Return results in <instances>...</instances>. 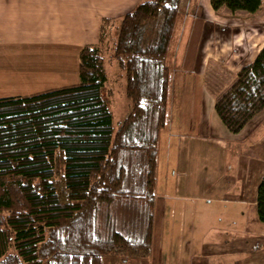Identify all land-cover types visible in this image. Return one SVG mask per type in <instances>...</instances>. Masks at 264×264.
I'll use <instances>...</instances> for the list:
<instances>
[{
    "label": "trees",
    "instance_id": "1",
    "mask_svg": "<svg viewBox=\"0 0 264 264\" xmlns=\"http://www.w3.org/2000/svg\"><path fill=\"white\" fill-rule=\"evenodd\" d=\"M179 4L142 0L118 20L108 60L123 69L131 108L115 127L105 87L108 18L100 23L97 43L77 54V84L0 98V264L149 257L159 139L168 118L170 71L164 59ZM209 5L254 14L262 0ZM152 21V39L143 45L144 25ZM263 111L264 47L237 69L235 83L214 103L231 134ZM254 205L264 225V174ZM125 208L135 212L127 216Z\"/></svg>",
    "mask_w": 264,
    "mask_h": 264
},
{
    "label": "crops",
    "instance_id": "2",
    "mask_svg": "<svg viewBox=\"0 0 264 264\" xmlns=\"http://www.w3.org/2000/svg\"><path fill=\"white\" fill-rule=\"evenodd\" d=\"M141 1L0 0V69L6 66L3 70L6 75L7 73L11 75L40 70L44 76H47L45 80L48 83L52 82L51 79L55 77L56 80L61 82H72L64 83L60 87L77 84L78 73L74 69L77 54L83 46L97 43V33L102 19L119 20ZM198 1L180 0L178 13L182 5L187 7L190 2L196 3L199 7ZM202 1L206 5L204 8L199 7L202 12H208L209 9L215 14L242 13L241 16L246 17V50L249 51L255 48L256 51L252 58L245 61V64L252 61L259 50L264 47V0H262L259 10L254 14L243 11L230 12L225 7L213 11L209 5V0ZM228 59L230 60V58ZM229 60L225 61V64ZM225 64L224 66L218 64V66H223L224 69L228 70ZM218 73L222 76L220 78L223 79L221 82L224 81V75L222 74L224 70L222 69ZM201 74L202 76L208 75L204 74V71ZM211 77L210 75L209 78ZM229 78L230 82H225L220 92H214L221 83L220 80L205 82L206 87L208 86L211 91L208 101L205 103L203 101L198 106L187 107V110L183 111L194 112L196 119L189 117L175 123L171 114L172 111H168V118L163 131H166L164 141H167V145H170L168 149L164 145L166 155L164 158L163 195L158 194L156 180L155 197L151 210L153 214L152 247L153 238L155 240V236L153 237L155 222L159 220L158 222L166 225L169 229L172 225H183L184 218L187 216H185L186 211L184 209H186V206L182 202L183 199L187 198V194L194 196L203 188L219 194L216 202L220 210L213 207L212 210L216 212L215 215L210 216L214 222L213 224L218 226L217 229L215 226L214 232H211L209 236L212 239V246L210 244L209 247L212 248L213 253L217 255L218 253L230 251L228 247L236 251H249L248 248L244 249V247H246L248 241L256 237L263 243L259 247L262 257L255 264H263L264 231L260 230L258 224H256L255 197L251 199L246 197V184L248 182L246 167L241 169L235 159L236 166L233 164L230 174L232 176L226 171V167L228 170V166L232 164H227L218 174L221 180L218 182L217 187L214 188V181L210 182L208 176L204 178V184L200 185L203 179L202 171L205 169L210 174V170L217 167H214V159L217 158V155L226 153L228 150L227 143L232 139L236 140L237 135H242L247 126L237 135L232 136L214 112L215 101L225 94L236 81V76L232 72H229ZM213 81H216V83ZM33 93L19 92V94L4 95L1 94L0 89V98ZM178 109L179 112H182L181 107ZM175 138H177V141H175ZM238 140L242 141L241 139ZM262 153L264 154V149H262ZM261 176L258 175L257 177V185ZM198 184L200 186H197ZM235 193L240 195L236 197ZM205 201L210 203L209 198H205ZM174 210L180 212V216L178 214L174 216ZM196 211L191 210V213L194 212V214L200 215L198 212L201 211ZM200 217L202 216L200 215ZM164 220H168V222L163 223ZM252 227L258 233L252 232ZM197 229L199 228L196 224L195 233ZM200 241L204 240L201 239ZM241 245H243L242 248H240ZM156 250L159 259V257H162L163 251L161 245H158ZM198 251V249H194L195 254ZM132 262L136 263V261ZM250 263L252 264V262Z\"/></svg>",
    "mask_w": 264,
    "mask_h": 264
},
{
    "label": "rangeland",
    "instance_id": "3",
    "mask_svg": "<svg viewBox=\"0 0 264 264\" xmlns=\"http://www.w3.org/2000/svg\"><path fill=\"white\" fill-rule=\"evenodd\" d=\"M198 3L199 7L204 8L206 6L202 0H199ZM189 4V6L186 5L187 7L184 5L180 7L181 10L177 14L168 51L164 59V64L170 71V91L167 107L168 111H172L171 114L175 123L189 117L196 119V114L194 112L183 111L187 110V107L198 106L199 104L201 105L203 101L204 103L208 101V96L211 95V91L208 86L206 87L205 82H210L209 80H220L219 82H221L223 79H220L222 76L219 75L218 71L221 72L223 69L224 73L222 74L224 75V81L219 83V86L214 91L220 92L223 88V84L225 82H230L229 72H232L234 76H236L237 68L241 64H245V61L252 58L256 51L255 48L249 51L246 50V17L241 16L242 13H232L231 15L228 13L215 14L209 9L208 12H202L196 3L190 2ZM117 23L118 20H111V25L107 29L109 37L108 40H105V74L107 77V82L105 83L107 93H105L109 100V109L114 127L127 115L131 108L129 101L124 95L125 84L123 69L116 61L108 60L112 42L116 35L115 30ZM155 24L156 21H152L144 25L142 37L143 45L151 41V28ZM228 58H230V60ZM227 60L229 61L225 64ZM218 64H223V66L225 64L230 71L224 69L223 66H218ZM5 67L6 66H3V68L0 69V89L1 94L4 95L19 94V92L33 93L52 87H60L64 85V83H72L61 82L60 80H56L55 77L51 79L52 82L48 83L47 80H45L47 76H44L40 70L33 72L26 71L24 73H16L15 71L16 74L10 75L7 73L6 75L3 73ZM74 69L77 70V58ZM203 71L204 74L208 75L202 76L201 73ZM210 75L212 76L211 78H209ZM213 82L216 83V81ZM180 107L182 108V112H179L178 108ZM244 130L242 135L231 134L232 136L237 135L236 140L232 139L227 143L228 150L226 153L217 155V158L214 159V167H217L211 169L209 172L210 174H208L205 169L202 171L203 179L200 185L204 184V178L208 176L210 182L214 181V188L217 187L218 182L221 180L218 176L220 170H222L225 165L232 164L228 166V170L226 167V171L230 175L233 164L237 162L241 169L242 167H246L248 180L246 184V197L248 199L255 197L258 181L257 177L258 175L260 177L264 174V154L262 153V149H264V111L255 115ZM165 132L166 131L161 132L159 141L157 191L160 195H163L164 190L165 150L168 149L170 145H167V141H164ZM238 139L242 141L240 142ZM175 141H177V138H175ZM235 159L237 160L236 162ZM138 167L139 162L138 165L131 166L133 170ZM135 180L136 183H138L139 178L136 177ZM200 185L198 184L197 186ZM187 195V198L182 201L186 206V209H184V211H186L185 216L187 215L184 218V224L172 225L169 229V227L157 220L153 228V237L155 236V240L153 238L152 253L150 251V255L147 259H131L125 263H121L119 259L106 258L104 264H146V262L147 264H251L250 262L255 264V262L260 260L262 256L260 255L259 247L263 241L256 237H253L254 239L246 243L244 249L248 248L249 251H236L228 247L230 251L215 255L212 248L209 247L210 244L212 246V239L209 236L211 232H214L215 226L216 229L218 226L213 224L214 222L210 216L215 215L216 211L212 210L213 207L214 209L219 208L216 202L219 194L201 188L194 196H191V194ZM239 195V193H235L236 197ZM205 198H209L210 203H207ZM125 209L126 211H124L127 216H130L131 212H135L133 208H131L130 213L127 210L128 208ZM191 210H194V212L196 210V212L201 211L198 213L202 217L199 218L200 215H196L194 212L191 213ZM177 214L180 216V212L178 213L177 210H174L173 215L176 216ZM117 215L121 218V210H118ZM121 219L122 222H125V220L128 222V218ZM164 222H168V220H164L163 223ZM176 222L178 221L176 220ZM196 224L199 229H197L195 233L194 228ZM256 224H258L260 230L264 231L263 224L259 223L258 220H256ZM128 226L130 227L129 224ZM136 229L139 230V226H137ZM253 231L256 232L252 227V232ZM201 239L204 241H200ZM158 245H161L163 249V258L159 257V259L157 254L158 251L156 250ZM242 247L243 245L240 246V248ZM194 249H198L199 251L195 254ZM132 261H136V263Z\"/></svg>",
    "mask_w": 264,
    "mask_h": 264
}]
</instances>
